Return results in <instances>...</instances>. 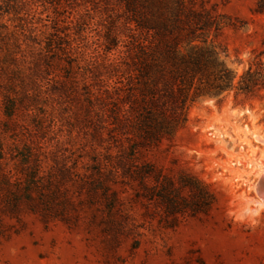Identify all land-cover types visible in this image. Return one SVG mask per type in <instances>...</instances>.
<instances>
[{"label": "rangeland", "instance_id": "374dc122", "mask_svg": "<svg viewBox=\"0 0 264 264\" xmlns=\"http://www.w3.org/2000/svg\"><path fill=\"white\" fill-rule=\"evenodd\" d=\"M219 1L230 85L192 90L185 121L145 146L113 124L108 77L88 70L118 54L103 42L127 31L120 0H0V264H264V13ZM47 37L65 50L42 49ZM35 57L38 84L22 88L10 70ZM72 65L80 83L63 93Z\"/></svg>", "mask_w": 264, "mask_h": 264}, {"label": "trees", "instance_id": "16d2710c", "mask_svg": "<svg viewBox=\"0 0 264 264\" xmlns=\"http://www.w3.org/2000/svg\"><path fill=\"white\" fill-rule=\"evenodd\" d=\"M120 3L127 31L123 35L109 31L103 42L105 50L118 49V54L109 62L95 61L88 70L94 78L108 77L105 79L108 86L100 98L110 105L113 124L137 135L149 146L171 137L185 121L192 90L221 91L230 85L231 73L218 62L214 38L231 23L220 10L219 0H120ZM254 12L264 13V0L256 1ZM62 44L61 39L47 37L42 49L64 51ZM8 56L17 65L16 55ZM29 68L28 73L19 65L10 70L13 80H19L22 88L32 81L38 84L35 76L41 68L40 59L35 57L33 67ZM70 68L65 69L64 75L69 80L63 79L59 87L63 93L78 88L80 83L73 76L74 66ZM112 78L113 82H108ZM11 82L2 103L8 118L15 116L20 102ZM88 92L89 100L97 97L91 88ZM27 94L24 91L23 96ZM29 191H25L26 197ZM10 197L20 207L21 201L12 193L6 200Z\"/></svg>", "mask_w": 264, "mask_h": 264}, {"label": "water", "instance_id": "95a60500", "mask_svg": "<svg viewBox=\"0 0 264 264\" xmlns=\"http://www.w3.org/2000/svg\"><path fill=\"white\" fill-rule=\"evenodd\" d=\"M256 190H257V193H258L259 195H262V197L264 198V177H262V178L258 181V183H257V185H256Z\"/></svg>", "mask_w": 264, "mask_h": 264}, {"label": "bare ground", "instance_id": "6f19581e", "mask_svg": "<svg viewBox=\"0 0 264 264\" xmlns=\"http://www.w3.org/2000/svg\"><path fill=\"white\" fill-rule=\"evenodd\" d=\"M264 177V176H263ZM261 198L259 199L260 204L264 205V198L262 197V195H259Z\"/></svg>", "mask_w": 264, "mask_h": 264}]
</instances>
